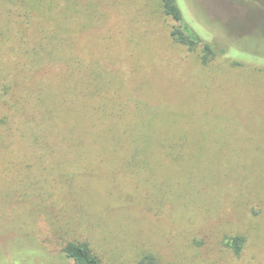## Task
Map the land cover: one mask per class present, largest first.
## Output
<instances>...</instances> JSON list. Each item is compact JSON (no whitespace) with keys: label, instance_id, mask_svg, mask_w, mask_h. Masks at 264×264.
Wrapping results in <instances>:
<instances>
[{"label":"rangeland","instance_id":"1","mask_svg":"<svg viewBox=\"0 0 264 264\" xmlns=\"http://www.w3.org/2000/svg\"><path fill=\"white\" fill-rule=\"evenodd\" d=\"M21 1L0 0V264H75L70 242L102 264H264V68L229 53L264 63V0H179L194 33L226 48L207 63L201 43L173 39L162 0H78L90 104L104 97L110 134L94 143L54 122L72 142L51 145L37 144L28 115L37 96L54 101L75 80L64 64L15 70L11 57L33 46L16 42ZM71 8L31 0V39L70 31ZM49 9L57 26H46Z\"/></svg>","mask_w":264,"mask_h":264},{"label":"trees","instance_id":"2","mask_svg":"<svg viewBox=\"0 0 264 264\" xmlns=\"http://www.w3.org/2000/svg\"><path fill=\"white\" fill-rule=\"evenodd\" d=\"M21 2L24 5L27 17L21 22L22 25L16 42L18 44L30 42L33 46L30 48L29 52H25L24 59L21 57L22 53L18 54V51L17 54L15 53L14 57H11L10 60L13 62L15 70L19 72V70L23 69L20 72L33 73L45 70V68L53 64H64L69 71V77L75 80L73 84L74 86L65 82L66 86L70 87L67 91L62 89L61 86L64 84H61L54 101L49 102L38 96L35 98V104H33L32 110H30L31 112L30 116L28 115V121L37 139V144L40 145L42 141H45L47 145H51L50 140L53 141V144L72 142V138L69 135L70 133H65V136L64 134L61 136L58 129L52 126V123L54 122L63 125L65 131L68 129L73 133L84 132L82 133L83 137L86 139L87 136V138L91 139L94 143H107L110 133H108V131H102L101 133V127H103L104 124L107 125L106 120L109 116L104 107V97L101 95V101L103 100L102 103L99 102L96 106L90 104L91 95L97 91V87L92 91V84L95 86V81L93 80L91 64L83 54L86 46L81 39V33L85 28L82 27L84 23L76 12L79 5L78 0H67V3L73 7V9L71 8L69 10V16H66V21H64L65 24L68 25L70 31L61 32L60 28L57 26L59 21L55 18V16L59 14L58 10L49 9L47 15L43 18L46 26L55 24L57 27L53 30L51 28L40 30L38 33L39 35L32 39L31 28L35 23L34 18L37 17V15L29 9L31 0L30 4L25 0H22ZM162 3L165 14L170 16L176 22V25L171 31V35L177 43L185 45L190 49L195 48L201 43L203 49L202 59L206 63L208 60L219 56V53H225L226 48H217L216 43L204 40L198 34L194 33L193 27L196 22L190 16V12L189 10L187 11V8L186 16L179 0H162ZM31 23H33V25ZM37 31H39V29H37ZM74 31L77 35L76 33H73ZM229 53L235 57V64L264 68V63L259 60L255 61L250 58H243L240 55L233 53L230 48ZM256 55L264 57L263 54L256 53ZM86 60L88 65L86 64ZM81 87H84V90H80ZM97 95L99 96V94ZM70 97L73 101L72 108L75 112L74 117L76 118V122L72 125L69 124L67 117V107L70 102ZM76 111H79L83 118L87 117L88 126L86 130L80 129L81 122L78 119V113ZM66 119L68 122H61ZM88 129H90V132L95 130V133L92 132L89 134ZM98 133L103 134V137L101 136L100 139L94 138L93 135L96 136ZM68 157L72 159L70 155H68ZM80 163L82 166L83 162L80 161ZM243 242V236L235 237L234 248L237 252L240 251ZM63 252L65 256L72 259L75 264H102L101 259L92 252L87 243L70 242L64 247ZM141 264H156V261L148 256L142 259Z\"/></svg>","mask_w":264,"mask_h":264}]
</instances>
